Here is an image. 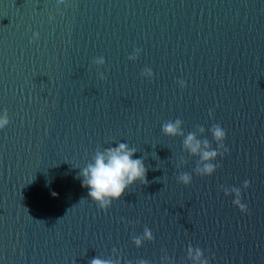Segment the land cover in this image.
I'll return each mask as SVG.
<instances>
[{"label":"water","instance_id":"95a60500","mask_svg":"<svg viewBox=\"0 0 264 264\" xmlns=\"http://www.w3.org/2000/svg\"><path fill=\"white\" fill-rule=\"evenodd\" d=\"M0 109V264H191L189 247L264 264V0H0ZM177 119L182 135L164 136ZM213 124L228 151L201 177L183 141L215 148ZM121 142L146 183L101 212L76 177Z\"/></svg>","mask_w":264,"mask_h":264},{"label":"clouds","instance_id":"9594fccd","mask_svg":"<svg viewBox=\"0 0 264 264\" xmlns=\"http://www.w3.org/2000/svg\"><path fill=\"white\" fill-rule=\"evenodd\" d=\"M58 4L62 6V0H56ZM39 33L33 32L31 41L34 38H38ZM30 41V42H31ZM140 55L139 49H133L132 54L128 57L129 61L135 62ZM96 65H103V57L94 61ZM141 77H146L147 80H151L153 72L149 69L141 74ZM103 77H101L102 79ZM177 86L183 90L186 86L183 80L176 81ZM211 116V113L209 114ZM9 115L6 109H0V130H3L9 125ZM204 129H201L203 132ZM212 141L216 147L212 148L209 141L206 139L203 142L196 139L194 134H188L183 141V148L192 155H199L202 162V166L196 169V174L201 177H210L216 171V164L214 161L219 158H223L227 154V148L225 147L226 133L223 128L217 124H213L208 129ZM161 132L166 137H175L182 135L181 121L175 120L161 125ZM136 149L129 147L127 143H119L114 147H110L104 150H97L92 156L91 161L87 163L83 168L79 169V174L76 179L81 182V187L87 189V197L93 204H95L99 211L104 212L111 207L114 202L120 200L122 194L131 186L136 183H146L147 169L144 166V162L140 158H133L135 156ZM183 163L182 161L180 162ZM179 166V165H178ZM192 176L183 173L177 177V182L184 186L190 185ZM249 187V182L245 181L242 185L244 190ZM224 195L226 197H233L232 205L242 215L247 214V206L241 201V188H227L224 189ZM57 194L52 193L55 197ZM152 235L149 229H145L144 237H134L132 244L136 248L142 247L145 241H151ZM187 256L191 261V264H209V259L206 258L203 252L196 248L191 247L187 250ZM90 264H114L111 260H103L100 258H93ZM140 264H146L145 261H140Z\"/></svg>","mask_w":264,"mask_h":264}]
</instances>
